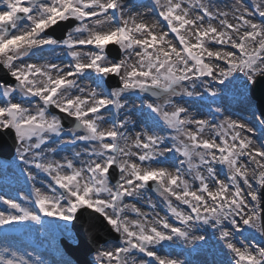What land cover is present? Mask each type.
<instances>
[{"label":"snow or ice","instance_id":"6c2138e0","mask_svg":"<svg viewBox=\"0 0 264 264\" xmlns=\"http://www.w3.org/2000/svg\"><path fill=\"white\" fill-rule=\"evenodd\" d=\"M152 4L155 20L129 0H0V67L13 78L0 80V130L29 188L0 194V264H45L10 234L81 217L92 264H264V144L253 139L264 104L251 95L264 80V0ZM233 90L251 120L225 115ZM102 226L114 241L100 243Z\"/></svg>","mask_w":264,"mask_h":264},{"label":"rangeland","instance_id":"374dc122","mask_svg":"<svg viewBox=\"0 0 264 264\" xmlns=\"http://www.w3.org/2000/svg\"><path fill=\"white\" fill-rule=\"evenodd\" d=\"M137 3L130 4L132 6V10L134 12H139L141 9H144L147 14V18H150L151 20L158 19L156 16V9L153 8L152 0H136ZM248 1V0H247ZM244 2L248 6L251 5L252 0L248 2ZM212 3L222 10H228L226 8V5L232 4L233 0H212ZM167 30V29H165ZM172 37L170 36L169 39ZM59 51V50H58ZM85 84H88L86 81ZM90 84V83H89ZM130 102H134L136 104H139V100H135V98H132ZM227 111L225 112L226 116H232L234 119H248L251 120V112L246 110L245 103L242 102V99L240 97L239 91L233 90L228 93L227 99ZM253 105L257 106V102L253 100ZM203 118V117H198ZM249 126H252L251 124ZM207 135V134H206ZM254 142L257 145L264 144V134L261 133L260 129L257 128L255 133L253 134ZM68 152H62L60 153V156L68 155ZM60 157L58 156L57 159ZM11 160H5L0 158V194H4L8 197L16 198L18 192H23L25 194L29 193V188L26 184L23 182V178L19 176L18 171L15 169H12L10 167ZM8 182V184H6ZM40 182L47 183V178L41 174L38 178L37 186H40ZM147 196L151 197L152 201L156 204H159L161 207H163V211L166 213L165 205L162 201V198L159 197V195L156 193H152L150 190L147 192ZM131 202V201H126ZM135 203V202H134ZM138 207L141 208L142 211L148 212L150 211V208L147 206V204H137ZM5 206L0 204V210H2ZM134 218V217H133ZM46 219H50L47 218ZM72 221H60L61 227L55 230H44V231H37L35 228L28 229V228H22L19 231H15L10 234V240L14 242L15 247H17L21 253L27 251L32 254L33 258L39 257L40 259L45 261V264H55L53 259L49 254L45 252V250H53L55 252L60 251V248L57 245V242L61 237L66 238L69 242L77 244L78 240L76 238V235L72 229L71 226ZM196 234V233H194ZM203 233L197 232V235H200ZM245 235H248V233H245ZM25 238L28 240L31 244L35 246L36 249H29L25 246L22 239ZM0 247H2V244H0ZM182 251V249H176V252L179 253ZM42 255V256H40ZM95 254L91 256V260L93 261L95 259ZM192 257L190 258L194 261L196 259H204V257L201 254H194L191 253ZM203 257V258H202ZM181 259L184 257L181 256ZM202 258V259H201ZM207 259L211 260L212 254H207ZM217 259H220V257H216Z\"/></svg>","mask_w":264,"mask_h":264},{"label":"water","instance_id":"95a60500","mask_svg":"<svg viewBox=\"0 0 264 264\" xmlns=\"http://www.w3.org/2000/svg\"><path fill=\"white\" fill-rule=\"evenodd\" d=\"M67 30V27L64 28L63 34L64 32ZM113 54V53H112ZM118 56V55H117ZM0 73H2L4 76H1L0 79H5L7 77V72L6 70H4L3 68H0ZM253 93V92H252ZM254 95L255 98L259 101V105L260 104H264V80H260L254 88ZM8 146V153L7 152H3L1 147H0V155L1 156H6V157H11L14 154V139H13V133L10 132V130H6V131H0V142L4 141ZM92 220H95V222L97 224H102L103 222L101 221L100 218H96L93 217ZM84 223V217H81L79 220H75L74 222V228L77 230L78 234L80 233L81 230V225ZM99 231V236L101 237L100 243H103L104 240H108L109 238H104V234L109 235V232L107 229H105L103 226L100 227L98 229ZM80 236V235H79ZM80 247L77 248V246L72 247V246H68L69 250L72 251V253L74 254V256L82 263V264H86V259L88 257L89 254L94 253L95 252V244H92L91 242H84L83 239L80 237ZM87 248L85 254H83V256L79 253V251L82 248Z\"/></svg>","mask_w":264,"mask_h":264},{"label":"bare ground","instance_id":"6f19581e","mask_svg":"<svg viewBox=\"0 0 264 264\" xmlns=\"http://www.w3.org/2000/svg\"><path fill=\"white\" fill-rule=\"evenodd\" d=\"M230 1V0H229ZM247 0H243V2H246ZM248 1H250V0H248ZM247 1V2H248ZM233 3H234V0H233ZM139 12H141V13H144L145 12V10L144 9H141ZM149 20H151L150 18H148ZM213 50H215V49H213ZM166 166H168V165H166ZM136 203V201H131L130 203ZM138 204H143V202H141V203H138ZM157 205V209H156V211L157 212H159L161 215H165L166 213L163 211V207H161L159 204H156ZM196 235H197V233H196ZM206 248H211V249H218V246L215 244V239L214 238H212V239H210L209 240V242H208V245H206L205 246ZM194 254H201L204 258H205V254L204 253H202V252H193ZM191 257H192V255H191ZM202 257V258H203ZM218 258L220 257V258H222V253H221V255L220 256H217ZM201 258V259H202ZM212 259V258H211ZM200 260V259H199ZM198 259H196V261H199Z\"/></svg>","mask_w":264,"mask_h":264}]
</instances>
